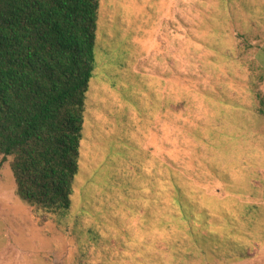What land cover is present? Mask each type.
Masks as SVG:
<instances>
[{"label": "rangeland", "instance_id": "374dc122", "mask_svg": "<svg viewBox=\"0 0 264 264\" xmlns=\"http://www.w3.org/2000/svg\"><path fill=\"white\" fill-rule=\"evenodd\" d=\"M71 209L0 157V264H264V0H100Z\"/></svg>", "mask_w": 264, "mask_h": 264}, {"label": "trees", "instance_id": "16d2710c", "mask_svg": "<svg viewBox=\"0 0 264 264\" xmlns=\"http://www.w3.org/2000/svg\"><path fill=\"white\" fill-rule=\"evenodd\" d=\"M100 0H0V157L18 197L72 207ZM0 163V167H2Z\"/></svg>", "mask_w": 264, "mask_h": 264}]
</instances>
